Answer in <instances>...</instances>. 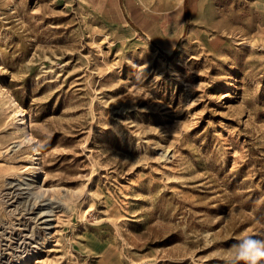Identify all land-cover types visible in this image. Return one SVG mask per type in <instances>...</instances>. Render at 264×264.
I'll return each mask as SVG.
<instances>
[{"label":"rangeland","instance_id":"1","mask_svg":"<svg viewBox=\"0 0 264 264\" xmlns=\"http://www.w3.org/2000/svg\"><path fill=\"white\" fill-rule=\"evenodd\" d=\"M93 1L0 0L41 168L0 104V264H231L264 240V3L120 0L113 26Z\"/></svg>","mask_w":264,"mask_h":264},{"label":"bare ground","instance_id":"2","mask_svg":"<svg viewBox=\"0 0 264 264\" xmlns=\"http://www.w3.org/2000/svg\"><path fill=\"white\" fill-rule=\"evenodd\" d=\"M169 7H170V4H169ZM242 43H246V42H243L242 41ZM3 91L4 92H0V104L1 105H4V106L6 105V108L10 110V112L12 113V115L14 117H17V119L15 121L16 130L19 132L20 135H23L24 136V138L27 140V143L29 144L28 145V148H29L28 151H29V155H31L30 157H32V160H31L32 161L31 162L32 164L28 167V169H31L32 170L31 172L34 175L35 174H39V173H41V168L39 166V159L40 158L38 157V151H37V149L35 148V145H34V138L29 133L26 132V122H25V120L23 118V115H24L23 114V111L19 107L18 103L14 99H12L8 94H4V93H6L5 90H3ZM23 142L26 143L25 141H23ZM23 142L21 141V143H23ZM41 223L43 224V221Z\"/></svg>","mask_w":264,"mask_h":264},{"label":"clouds","instance_id":"3","mask_svg":"<svg viewBox=\"0 0 264 264\" xmlns=\"http://www.w3.org/2000/svg\"><path fill=\"white\" fill-rule=\"evenodd\" d=\"M231 264H261L264 260V240L246 238L232 245Z\"/></svg>","mask_w":264,"mask_h":264},{"label":"crops","instance_id":"4","mask_svg":"<svg viewBox=\"0 0 264 264\" xmlns=\"http://www.w3.org/2000/svg\"><path fill=\"white\" fill-rule=\"evenodd\" d=\"M119 1L120 0H105L104 3L102 4V7L100 8V11H102V13H106L111 6L112 9H111V11H108V12L114 14V24L111 23V25H113V26H118L119 21H120L119 15L121 14V10H119V5L117 4ZM236 1H241V0H224V2H228V3H233ZM256 1L259 3H264V0H256ZM96 3H97V0H94L92 5H95ZM198 3L203 4V6L207 5L208 7H210V6L214 5L215 0H199ZM123 6H124L125 18H127L130 21V9H131L130 5L123 4ZM199 8L200 7L198 6V10H199ZM202 11H203V8H202ZM143 27H146V23L144 22V20H142V28ZM153 31H154V35L152 33ZM152 32H151V35L154 37L162 36L161 29L159 27H156V29L152 30Z\"/></svg>","mask_w":264,"mask_h":264}]
</instances>
